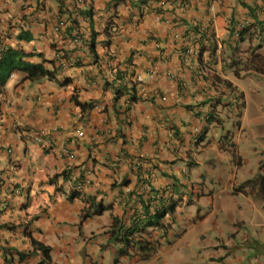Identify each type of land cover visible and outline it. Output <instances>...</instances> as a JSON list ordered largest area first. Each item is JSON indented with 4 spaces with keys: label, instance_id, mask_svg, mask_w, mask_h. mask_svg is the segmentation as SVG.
I'll return each mask as SVG.
<instances>
[{
    "label": "crops",
    "instance_id": "obj_1",
    "mask_svg": "<svg viewBox=\"0 0 264 264\" xmlns=\"http://www.w3.org/2000/svg\"><path fill=\"white\" fill-rule=\"evenodd\" d=\"M2 48L55 78L0 87V264H40L32 239L50 264H264V166L241 140L249 106L264 125V0H0ZM150 191L178 202L155 252L106 260Z\"/></svg>",
    "mask_w": 264,
    "mask_h": 264
},
{
    "label": "trees",
    "instance_id": "obj_2",
    "mask_svg": "<svg viewBox=\"0 0 264 264\" xmlns=\"http://www.w3.org/2000/svg\"><path fill=\"white\" fill-rule=\"evenodd\" d=\"M118 5V4H117ZM116 6V5H115ZM89 16V20L91 22V14L90 11L87 12ZM105 36L107 37V40L110 38V35L112 34L110 31H107L104 29ZM99 33L96 31L91 32L90 35V42H89V49L92 54L95 55L94 45H95V39ZM19 39L23 40H29V37L27 35L18 36ZM106 40V44L109 43ZM29 55L25 54L20 49H12V48H2L0 49V87H4L5 84L8 82L10 76L12 73H20L23 74L22 80H26L28 82H37L43 79L46 80H54L55 73L54 71L47 70L42 64H35L31 63L27 60ZM118 79V78H116ZM115 79V80H116ZM122 88L117 89L115 96H122L123 94L129 93V95L132 96V100H134V91L133 86H131V89H127L126 86H121ZM124 90L123 92H121ZM75 104L81 109H90L94 105L93 102L88 103H80L75 100ZM260 180V195L264 197V176L258 178ZM256 182V181H255ZM143 205V209L145 210V214L149 213V207L150 203L149 200H146V202L141 201ZM175 208V203H171L170 206L165 208L162 211L156 212L154 215H148L146 222L142 225V227H151V228H157L162 229L163 232L167 230V226H164L162 224L163 218L168 213H172ZM106 208L98 207L96 211L94 212L95 215H100L103 211H105ZM87 217V213L84 214L83 218ZM122 219L113 217L112 218V225L110 230L108 231L110 235V242L112 244H121L122 247L119 249V256H129V249L136 248L138 252L140 253L139 257L141 260H148L150 258V254L154 251V242L151 241H145V240H138L134 234H137L138 237H140L144 230H138V222L137 219L133 221L132 227L135 226V228L132 229H123ZM137 222V223H136ZM147 234V232H146ZM31 244L34 248V250H37L41 256H42V262L40 264H49L50 263V251L51 249L47 246H44L43 244L31 240ZM19 256V259L22 260L24 258L23 254H17ZM114 264H117V260L115 259Z\"/></svg>",
    "mask_w": 264,
    "mask_h": 264
},
{
    "label": "clouds",
    "instance_id": "obj_3",
    "mask_svg": "<svg viewBox=\"0 0 264 264\" xmlns=\"http://www.w3.org/2000/svg\"><path fill=\"white\" fill-rule=\"evenodd\" d=\"M238 34H236V36H237ZM15 74L16 73H12L11 74V76H10V78L9 79H11V78H13L14 76H15ZM240 116H241V114H239V118H240ZM42 136V132H39V133H37L35 136H33V140L34 141H36V138H38V141H36V142H39V140H40V137ZM193 143L194 144H196L197 142H198V135L196 136V137H194L193 138ZM7 150H11L10 148L9 149H7ZM262 176H264V173L263 174H258L257 175V180H259L258 178L259 177H262ZM255 182L256 181V179L255 180H251V182ZM259 182H260V180H259ZM76 190V189H75ZM76 191H79V190H76ZM166 192H164V191H162V192H158V193H152V191H150V194L148 195V197L146 198L147 200H149V203H150V207H149V213L147 214H145V210L143 209V214H142V216H135V217H133V221L135 220V219H137V222H138V227H139V231L140 230H144V232H143V234L140 236V237H138V235L137 234H134V236L138 239V240H145V241H151V242H154V247H155V249H154V251L153 252H155V250H156V248H157V245H158V240L157 239H154L151 235H150V232L151 231H149V230H152V229H157V228H151V227H142V225L146 222V218H147V216L148 215H154L156 212H159V211H162V210H164L165 208H167L168 206H170V204L171 203H175L176 205H177V201H171V200H167L165 197H166ZM263 199H264V197L263 196H261ZM175 209V208H174ZM174 211V210H173ZM173 213V212H172ZM168 214H171V213H168ZM168 214H166V215H168ZM165 218V217H164ZM163 218V219H164ZM119 219H122V218H119ZM131 220V225L130 226H125L124 225V222L122 221V224H123V229H132V228H135V226H137V225H134V227H132V225H133V221ZM163 221V220H162ZM136 222V223H137ZM163 224V223H162ZM111 225H112V221H111ZM164 225V224H163ZM164 226H167V225H164ZM110 228H111V226H110ZM110 228H109V230H110ZM160 229V228H159ZM108 230V231H109ZM160 230H162V229H160ZM163 231V230H162ZM146 232H147V234H146ZM111 245H119L120 247L118 248V254H119V249L122 247V245L121 244H111ZM131 252H134V253H136L137 255H140V253L138 252V250L136 249V248H134V249H129V254L131 253ZM152 252V253H153ZM152 253L150 254V256L152 255ZM140 258V257H139ZM116 260H117V264L119 263V260H118V258H115ZM115 259H113V262H112V264H114V261H115ZM142 261H146V260H142ZM50 262H51V258H50ZM50 264V263H49Z\"/></svg>",
    "mask_w": 264,
    "mask_h": 264
},
{
    "label": "rangeland",
    "instance_id": "obj_4",
    "mask_svg": "<svg viewBox=\"0 0 264 264\" xmlns=\"http://www.w3.org/2000/svg\"><path fill=\"white\" fill-rule=\"evenodd\" d=\"M246 118H245V126L247 128V135L243 134L242 135V142L244 143H247V144H250L254 147H256L257 150H254V148H252L255 152H256V157H257V162H262L263 163V166H264V125L260 128H254L255 131L257 133H261L262 136H259L258 139H255V137H253V132H252V129H253V126L251 125V121L253 120V118L255 117V108L252 107V106H249L247 108V112H246ZM263 123H264V118H263ZM254 139V140H253ZM240 151L241 153L243 154V156L245 157L246 156V149L241 147L240 148ZM251 152V151H250ZM246 169H250L251 170V165L248 164L247 166H244ZM195 171L197 172V170H191V175L194 176L195 175ZM199 171L201 173H203L204 171L201 169H199ZM248 229H244L243 231H247ZM111 242L109 241V243H107L105 245V248L104 249H101V251L99 252H102L103 253V256L106 260L109 259V250H108V247L111 246ZM112 247H116V246H112ZM86 251H88L86 248L84 249Z\"/></svg>",
    "mask_w": 264,
    "mask_h": 264
},
{
    "label": "built area",
    "instance_id": "obj_5",
    "mask_svg": "<svg viewBox=\"0 0 264 264\" xmlns=\"http://www.w3.org/2000/svg\"><path fill=\"white\" fill-rule=\"evenodd\" d=\"M135 81H136V82H142L141 78H139V77L135 78ZM77 136H78L79 138H81V137L83 136V133H82V132H77ZM36 141H38V138H36ZM7 152H8V153H11V150H7ZM63 153H64V155L67 156L70 160H73V159H74V155L71 154V153H69L67 150H64ZM86 184H88V182H87V183H85V182H79V183H77V186H76L75 189H76V190H81V189H83V188L85 187Z\"/></svg>",
    "mask_w": 264,
    "mask_h": 264
}]
</instances>
